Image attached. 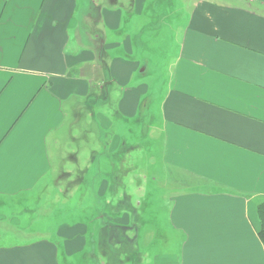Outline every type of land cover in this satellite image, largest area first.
Wrapping results in <instances>:
<instances>
[{
  "label": "crops",
  "instance_id": "1",
  "mask_svg": "<svg viewBox=\"0 0 264 264\" xmlns=\"http://www.w3.org/2000/svg\"><path fill=\"white\" fill-rule=\"evenodd\" d=\"M90 2L98 18L83 13L82 0H0L1 210L39 191L61 163L52 155L62 157L66 139L87 146L95 140L86 159L102 177L98 195L108 205L121 200L120 193L108 196L127 167L118 155L143 145L133 138L151 92L137 56L146 0L132 1L130 18L122 0ZM188 8L159 125L147 133L166 170L194 183L170 202L177 250L155 255L151 264H264L257 213L264 200V0H191ZM161 66L164 75V55ZM107 69L114 84L102 77ZM92 93L98 101L87 111ZM70 153L77 169L66 179L84 180L93 167ZM98 218L101 229L115 219L107 211ZM80 227H61L58 240L9 238L0 243V264H62L87 244ZM73 229L81 236L73 237ZM113 250L124 264L122 248Z\"/></svg>",
  "mask_w": 264,
  "mask_h": 264
},
{
  "label": "rangeland",
  "instance_id": "2",
  "mask_svg": "<svg viewBox=\"0 0 264 264\" xmlns=\"http://www.w3.org/2000/svg\"><path fill=\"white\" fill-rule=\"evenodd\" d=\"M128 1L127 6L124 0L121 4L124 3L127 18H130L132 10L129 5L132 7L133 0ZM104 4L109 5V2L105 1ZM82 5L83 13L86 12L93 19L98 18L97 8L90 0H82ZM190 5L191 0H146L142 16L144 24L137 32L138 36L144 37L138 38L140 42L137 56L139 59L144 58L141 80L150 86L151 92L142 107L138 130L133 138L138 142L143 140L139 142L143 145L135 150L134 147L122 148L121 155H118V158H122V163L128 164L126 166L131 164L130 171L137 169L135 174L132 172L130 175L127 169L118 182L110 187L109 198L116 199L120 193L119 204L108 205L103 200L104 195H98L97 181L102 177L98 176L95 161L88 162L86 159L89 146L94 148L96 142L89 139L87 146L78 138V129L74 126L78 141H70L66 139L67 135L64 136L66 142L65 149L61 150L62 157L60 158L59 152L58 156L52 155L54 163H61L56 164L55 171L39 191L18 202H9L7 207L0 209V220H3L0 221V243L7 242L12 237L23 239L43 235H51L58 240L57 233L61 227L81 229L82 226L85 229L86 248L71 257L64 256L62 264H120L109 251L111 246L118 245L122 248L124 264H129L126 263L128 260L131 264H151L155 255L177 250L178 245L171 250L172 245L180 243L181 238L172 232L169 224L170 202L175 194L189 189L186 185L194 183V180L180 171L166 170L157 157L160 155V148L159 152L156 148L157 141L149 139L147 132L150 127L154 130L159 125L163 92L165 94L172 85L169 65L174 60ZM163 55L164 75L161 66ZM69 116L71 119L75 118L72 112ZM86 120H90L91 124L90 117ZM79 125L85 127L86 122L82 121ZM70 152L78 153L76 156H79L82 164L93 167L84 180L66 179V171L77 169L73 162L74 155ZM106 211L108 214L113 213L115 219L110 221L109 229H101L103 223L98 217ZM125 212L126 215L122 217ZM116 221H122L126 227L120 226ZM75 230L73 229L72 236L80 237L81 233ZM106 232H115V235L111 237ZM108 258L110 261L106 262Z\"/></svg>",
  "mask_w": 264,
  "mask_h": 264
},
{
  "label": "trees",
  "instance_id": "3",
  "mask_svg": "<svg viewBox=\"0 0 264 264\" xmlns=\"http://www.w3.org/2000/svg\"><path fill=\"white\" fill-rule=\"evenodd\" d=\"M103 64H106V63H103ZM107 66V65H106ZM108 69L106 70V72H104V77L106 80H110L109 78V74L107 73ZM110 82L112 84H114L113 80H110ZM97 96L95 94H91L90 97L85 101L87 102L86 104V109L87 111L91 110L93 111V107L95 106V104L97 103ZM108 144V142H106ZM106 149H108V147L106 146ZM107 150H105V153L107 154L106 152ZM107 155H110V154H107ZM128 165V164H127ZM131 166V164L127 167H125V165L122 166V171L121 173H124L127 169H129V167ZM124 169V170H123ZM67 176L69 175L67 172H66ZM69 177V176H68ZM257 213H258V219L260 221V230H259V236L260 238L264 241V200H262L259 204H258V207H257ZM113 245V244H111ZM111 255H114L117 254L116 251L113 250V246L110 247L109 249Z\"/></svg>",
  "mask_w": 264,
  "mask_h": 264
}]
</instances>
